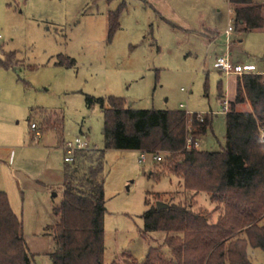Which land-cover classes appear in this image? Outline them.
I'll list each match as a JSON object with an SVG mask.
<instances>
[{
  "label": "rangeland",
  "instance_id": "374dc122",
  "mask_svg": "<svg viewBox=\"0 0 264 264\" xmlns=\"http://www.w3.org/2000/svg\"><path fill=\"white\" fill-rule=\"evenodd\" d=\"M113 12L119 29L110 37ZM232 17L228 0H0V192L23 222L34 264H52L47 228L63 199L65 146L79 138L104 148V114L87 97L207 115L212 124L198 150L224 147L221 103L236 98L240 77L216 70V59L228 54L254 66L264 82V29L227 37ZM238 109L251 111L248 102ZM140 157L106 151L104 264H144L154 248L158 260H173L166 235L144 230L143 215L157 202L191 206L212 224L223 215L208 194L185 195L165 158L159 164L146 155L139 164ZM237 235L226 248L239 245ZM247 252L251 264H264L261 249Z\"/></svg>",
  "mask_w": 264,
  "mask_h": 264
},
{
  "label": "trees",
  "instance_id": "16d2710c",
  "mask_svg": "<svg viewBox=\"0 0 264 264\" xmlns=\"http://www.w3.org/2000/svg\"><path fill=\"white\" fill-rule=\"evenodd\" d=\"M228 2L235 32L264 29V0ZM119 14L109 15L110 37L119 29ZM220 93L223 97L221 89ZM95 101L104 114V148L76 151L73 161L65 162L63 199L53 210L55 224L47 228L54 242L52 264H104L108 150L137 151L159 156L161 162L165 158L169 174L181 178L185 195L206 193L223 205V215L216 224L208 216L195 213L191 206L166 202V209L152 206L143 215L145 233L166 235L164 246L173 256L168 264H251L248 246L264 252L262 75L239 78L236 98L225 115V145L220 151L186 148L190 136L198 140L207 134L212 124L207 115L200 122L196 115L183 111H136L118 98L87 97L88 107L93 108ZM246 102L251 111H240L238 107ZM234 233L242 240L236 239L239 245L226 248ZM159 251L151 249L144 264H165L156 257ZM0 264H34L23 222L14 214L4 192H0Z\"/></svg>",
  "mask_w": 264,
  "mask_h": 264
},
{
  "label": "built area",
  "instance_id": "2783aa9c",
  "mask_svg": "<svg viewBox=\"0 0 264 264\" xmlns=\"http://www.w3.org/2000/svg\"><path fill=\"white\" fill-rule=\"evenodd\" d=\"M232 24V23H231ZM234 32V28L233 26H229V28L227 29V31L225 32L227 37H230L231 34ZM214 68L222 73H224L226 76H236V77H242L244 75H251V74H255V67L254 66H250V65H237L234 64L230 58V55L225 54L219 58L216 59ZM222 101L221 105L223 108V112L222 114L226 115L229 111V107H230V101L229 99H225ZM190 116H193L192 114L187 113ZM203 115H196V118L198 121L203 122L204 117H202ZM31 129L32 130H36V126L34 124L31 125ZM35 136L37 138H39L41 135L39 132H36ZM186 148L188 150L190 149H199L200 148V144H199V140H193L192 136H190L187 140L186 143ZM89 149V145L87 142L82 141L81 139H76L73 143H68L65 146V151H66V157L64 159V161L66 163H71L73 161V157H74V153L76 151H81V150H86ZM146 154L145 153H141V157L139 159V164H144L146 159ZM156 162H161L162 159L159 156H155L153 158Z\"/></svg>",
  "mask_w": 264,
  "mask_h": 264
},
{
  "label": "water",
  "instance_id": "95a60500",
  "mask_svg": "<svg viewBox=\"0 0 264 264\" xmlns=\"http://www.w3.org/2000/svg\"><path fill=\"white\" fill-rule=\"evenodd\" d=\"M156 207L158 210H163V209H166L168 206L163 202H157Z\"/></svg>",
  "mask_w": 264,
  "mask_h": 264
},
{
  "label": "crops",
  "instance_id": "0c3cea01",
  "mask_svg": "<svg viewBox=\"0 0 264 264\" xmlns=\"http://www.w3.org/2000/svg\"><path fill=\"white\" fill-rule=\"evenodd\" d=\"M229 1V0H228ZM233 20V17L231 18V21ZM224 94V93H223ZM225 98H227V99H229V101H233V96L232 97H230V98H228V96L227 95H225Z\"/></svg>",
  "mask_w": 264,
  "mask_h": 264
}]
</instances>
